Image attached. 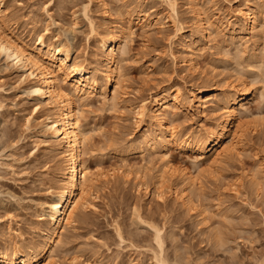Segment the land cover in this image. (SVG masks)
<instances>
[{"label": "rangeland", "instance_id": "obj_1", "mask_svg": "<svg viewBox=\"0 0 264 264\" xmlns=\"http://www.w3.org/2000/svg\"><path fill=\"white\" fill-rule=\"evenodd\" d=\"M5 1L8 12L14 14H9L10 23L24 40L33 42L37 32L43 33L45 41L59 39L69 44L72 57L80 53V59L86 61L97 53L88 17L99 29L103 23H125L126 12H131L133 33L121 52L118 102L112 105L93 95L81 112L92 128L87 144L92 153L89 150L84 155L90 166L106 172L119 166L130 169L129 180L99 181L88 208L79 215L83 220L77 216L55 247L57 264H157L153 256L159 249L152 243L151 226L161 229L164 244L160 256L167 264H264V32L255 43L249 36L231 39L226 23L235 21L234 12L242 0H208L203 7V26L207 27L206 20L213 24L191 60L184 42L194 30L185 0H177L176 5L184 27L181 36L168 20L169 7L161 0H92L85 14L87 0ZM155 20L161 24H154ZM187 62L196 66L193 75L184 69ZM242 78L257 92L248 104V117L238 121L244 122L240 147L210 164L195 152L169 143L163 157L197 178L193 210L173 204V183L169 181L162 186L168 191L164 200H159L157 188L152 191L154 178L149 167L161 161H156L153 151L126 150V145L146 139L153 128L147 116L135 121L136 103L170 84L186 94L192 84L195 87L201 82L225 91L228 82L237 84ZM20 79L19 72L0 55V245L13 243L18 234L25 241L38 238L33 228L44 225L38 219L39 208L48 200L59 170V154L48 151L42 141L38 133L42 117L33 109L35 101ZM112 89L108 87V99ZM172 110L169 122L180 133L208 127L219 112L196 111V103ZM135 172L143 175L151 189L145 197L144 186L137 190ZM252 178L257 185L249 182Z\"/></svg>", "mask_w": 264, "mask_h": 264}, {"label": "bare ground", "instance_id": "obj_2", "mask_svg": "<svg viewBox=\"0 0 264 264\" xmlns=\"http://www.w3.org/2000/svg\"><path fill=\"white\" fill-rule=\"evenodd\" d=\"M161 1L169 7L171 15L168 20L171 21L176 33L181 36L184 27L177 18V0ZM5 2L0 0V55L13 70L19 72L20 81L26 83L27 92L35 101L33 109L39 111L42 117L41 129L38 133L43 137L42 141L46 143L47 150L59 154L57 157H60V161L57 162L59 170L55 186L49 192L48 200L42 202L39 208L38 219L42 220L44 225L39 224V227L33 228L38 238L25 241L18 232L19 236L16 240L14 239L15 241L12 240L13 243L8 244L4 241L7 244L0 245V264H57L54 259L55 247L62 242L63 232L71 227L81 211L88 208L93 188L100 184V180L103 183L115 178L118 180L120 178L123 182L129 180L130 169H121L119 166L112 167L106 172L90 166L84 155L90 150L87 144L92 128L88 126L81 112L89 103L88 98L93 95L100 96L104 102L110 101L112 105L118 102L117 85L120 84L123 76L121 52L124 50L123 46L125 47L127 38L133 33L131 12H126L128 20H125V23L115 21L109 25L103 23L99 25V29L86 15L92 37L97 44V53H91L92 60L86 61L80 59L81 54L78 52L72 57L69 44L59 39L45 41L43 33L37 32L33 42L24 40L15 29V25L10 23L13 13L8 12L9 5ZM91 2L92 0H87L83 6L84 14ZM207 2L208 0H185L186 7L192 15V29H190L198 32L196 36H193L195 35L193 31L188 42H184L188 48V60L192 59L196 50L202 48L205 34H210L209 30L213 22L206 20L207 27L203 26V7ZM103 12L107 13L105 7ZM144 16L143 14V20L146 19ZM233 18L235 21L226 23L232 40H242L247 36L257 38L264 32V0L258 2L242 0ZM156 23L161 24L155 20L154 24ZM44 30L46 31L47 28L45 27ZM255 41L257 39L253 43ZM195 68L192 62L184 63L185 71L190 74L195 72ZM249 84L242 78L237 84L228 82L225 91H218L216 86L207 87L201 82L199 85L195 84V87L192 84L187 94L181 92L178 86L170 84L155 91L149 95V98H140L136 103L134 114L137 119L135 121L139 123L143 117L147 116L148 123L153 128L146 139L126 145V150L137 149L141 154L153 151L156 154V161H161V164L153 163L149 167L151 177L154 178L152 191H156L157 188L156 196H159V200L161 198L164 200L168 191L165 193L167 187L162 188V186H166L169 181L173 183V191L170 193L173 204L178 202L177 205L180 203L186 211L193 210L192 198L195 196L194 187L197 184V178L191 172L176 167L169 159L163 157L167 146L169 143H174L179 149H189L210 164H216L237 151L244 136V122L242 124L238 121L248 117V104L257 92L251 89ZM112 86V95L108 99V87ZM194 103H196V111L218 110V115L208 127L200 126L202 129L180 133L181 131L179 132L177 127L169 122L171 110L173 108L188 109ZM210 103L212 105L209 106ZM142 177V174L135 172L137 190L140 185L144 186L145 197L151 189H147V183ZM249 182L252 185L256 183L253 178ZM79 218L83 220L82 216ZM151 228L153 229L152 243H155L159 249V254L157 253L159 257L154 254L153 258L156 259L157 264H167L164 260L166 258L160 256L164 244L161 229L159 230L156 226ZM117 235L122 240L119 231ZM216 235L214 238H217ZM178 256L180 257V254Z\"/></svg>", "mask_w": 264, "mask_h": 264}]
</instances>
